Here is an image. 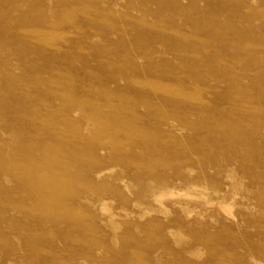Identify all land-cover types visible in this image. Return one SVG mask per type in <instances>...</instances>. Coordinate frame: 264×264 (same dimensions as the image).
<instances>
[{"label": "rangeland", "instance_id": "1", "mask_svg": "<svg viewBox=\"0 0 264 264\" xmlns=\"http://www.w3.org/2000/svg\"><path fill=\"white\" fill-rule=\"evenodd\" d=\"M0 264H264V0H0Z\"/></svg>", "mask_w": 264, "mask_h": 264}, {"label": "bare ground", "instance_id": "2", "mask_svg": "<svg viewBox=\"0 0 264 264\" xmlns=\"http://www.w3.org/2000/svg\"><path fill=\"white\" fill-rule=\"evenodd\" d=\"M28 155L29 156V158H27V160L25 159V161L23 160L20 164H18V165H16L17 167H19V166H25V167H29V168H32V151H30L29 152V150L28 149H24L22 152H21V156H23V158H26L27 156L26 155ZM30 154V155H29ZM20 159H22V158H20ZM65 164L67 165V162L65 161ZM108 172H110V171H101V172H95L96 173V179L97 180H99V181H101V180H103V178H105V175H106V173H108ZM26 183L27 184H31L32 185V177H30V178H26ZM185 191L184 192H176V190H172V189H161V190H159L158 191V193L155 195V200L158 202V204L160 205H162V203H163V200H165V198H175V196L176 197H178V198H182L183 200H185V199H191V200H189V201H192L193 199L194 200H202L203 201V203L205 202V204L206 205H208V204H211V205H213V206H218L219 208H221V210L222 209H226V212L227 211H229V213H231L232 212V208L229 206V205H227V206H224V205H222V204H220V203H217V202H215L214 200H212L211 198H209L208 197V195H206L205 193H203L201 190H199L197 187H191V188H189V187H185ZM180 191V190H179ZM128 192V191H127ZM155 201V202H156ZM181 201V200H180ZM219 201V200H218ZM156 202V203H157ZM234 206V205H233ZM207 207V206H206ZM101 210L103 211V212H105V213H107L108 215H109V217H111V220L112 219H114L115 220V218H116V216H114L113 214H112V212H111V210H110V207L108 206V204H106V203H103L102 204V207H101ZM151 212H153L152 210H150V209H147V213H151ZM225 212V213H226ZM166 213H167V211H166ZM229 213H227V214H229ZM165 214V213H164ZM232 214V213H231ZM226 215V214H225ZM107 216V215H106ZM229 216V215H228ZM227 216V217H228ZM232 216V215H231ZM232 218V217H231ZM202 220V219H201ZM143 221V220H142ZM171 233V232H170Z\"/></svg>", "mask_w": 264, "mask_h": 264}]
</instances>
